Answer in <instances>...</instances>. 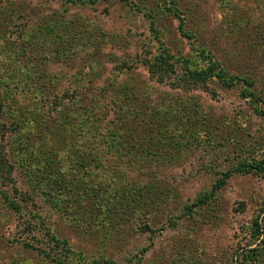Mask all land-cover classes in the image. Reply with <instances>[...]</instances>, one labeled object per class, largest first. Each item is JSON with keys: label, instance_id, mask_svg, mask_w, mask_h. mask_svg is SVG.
<instances>
[{"label": "rangeland", "instance_id": "1", "mask_svg": "<svg viewBox=\"0 0 264 264\" xmlns=\"http://www.w3.org/2000/svg\"><path fill=\"white\" fill-rule=\"evenodd\" d=\"M175 1L100 0L83 7L69 6L66 11L60 0H9L0 4V12L5 11L0 13V62L7 63L9 59L23 62L0 72L7 93L10 92L19 105L15 110L22 111V115H13L20 119V129L22 119L39 120L46 116L25 115L28 110H46L47 101L35 90L43 79L51 83L52 94L56 91L70 93L74 85L84 87L88 77L84 73L90 70L88 59L98 62L99 68L94 63L92 66L99 69L96 77L100 75L101 79H111L115 65L124 62L129 65L133 79L144 86L139 87L148 108L143 115L151 116L150 120L158 125L150 126L158 140V151L169 150L165 155L160 154L161 159L147 165L148 168L138 171L163 187L165 194L161 200L150 193L143 203L133 200L140 184L133 181L135 173L126 169L130 165L124 160L114 162L115 169L94 171L89 177L100 185L102 191L98 193L103 199L101 204H96L97 220L92 225H78L66 218L65 212L59 213L40 199L36 200L49 232L58 239H65L72 251L81 252L80 261L71 256L64 264H87L91 258L99 256L124 264L132 254L126 264H239L241 250L260 244L261 237L253 238L250 231L251 221L256 216L260 229L264 223V216L257 215L264 194V177L258 175L232 174L215 192L214 199L195 207L186 216H175L181 213L184 204H190L207 192L219 172L232 167L242 156L264 151V117L255 114L252 104L240 97L238 86L225 88L211 81L208 86L213 93L201 89L184 93L149 80L142 59L158 55L164 47L174 56L186 58L196 68L205 66L208 61L216 62L232 74L251 77L263 108L264 0ZM173 6L177 8L175 14L169 9ZM8 9L24 13L26 19H16L15 26L5 25L2 21ZM54 19L61 22L56 38L65 42L55 50L58 56L35 41L32 46L39 54L33 55L29 45L31 36L23 43L13 42L19 43L18 47L11 44L18 39L20 27L47 25ZM80 37L81 43L76 41ZM29 68L33 69L28 79ZM66 70L77 74L81 81L74 83L73 75H58ZM40 73L45 77L41 78ZM54 73L59 77L57 81ZM77 92L81 99L83 91ZM105 94L100 101L106 104L119 101L110 97V93ZM178 97L180 103L172 104ZM81 103L83 106L84 101ZM193 108L197 110L193 115L195 127L188 124L192 117L186 121L187 116L182 113ZM150 112L155 115H147ZM103 117L108 121L112 115L108 113ZM7 118L4 116L2 120L10 122ZM32 126L31 121L26 125L27 128ZM118 195L129 203L122 206L121 217L117 216L115 208L112 213L106 212L107 205L113 206ZM138 209H142L139 216L132 214ZM170 219L175 221L174 226ZM144 224L153 232L142 231ZM108 225L109 233H102L101 227ZM17 229L15 217L5 216L0 210V264L14 261L10 253L15 252L11 246L16 243L11 240L17 236ZM37 230L31 243L45 248L49 245V236L45 230ZM263 259L264 249L260 264H264ZM33 263L50 264L40 256H35L30 264Z\"/></svg>", "mask_w": 264, "mask_h": 264}, {"label": "trees", "instance_id": "2", "mask_svg": "<svg viewBox=\"0 0 264 264\" xmlns=\"http://www.w3.org/2000/svg\"><path fill=\"white\" fill-rule=\"evenodd\" d=\"M5 1L9 0H0V4ZM60 1L63 10L66 11L69 6L83 7L84 5H93L100 0ZM171 1L176 2L175 0ZM169 9L174 11V14L177 13L176 6ZM0 13H5V11ZM16 19H26L25 14L8 9L2 22L5 25L15 26ZM31 25L24 29L19 28L18 39L11 41L13 47L19 46V43L13 42L23 43L26 37L31 36L30 46H35L34 41L40 46L44 44L51 52L50 54L58 56L55 50L63 47L62 45L65 43L56 38L61 22L54 19L47 25L41 23H37L35 27ZM1 33L2 28L0 29V40H2ZM50 38L53 39L50 40ZM81 39L82 37L76 41L80 40L81 43ZM78 44L76 42V45ZM33 46L31 53L36 56L39 52H36L37 49ZM69 47L71 48V45ZM66 49L68 48L66 47ZM88 60L90 72L84 73L88 75L84 87L74 85L69 89L70 93L56 91L55 94H52V85L48 80L43 79L38 83V88L36 87L35 90L40 94L41 99L47 101V108L43 112L35 109L28 110L25 115L46 116L44 119L40 117L39 120L35 117L22 119L21 129L20 119L13 118V115H22V111L18 113L15 110L19 106L17 100L10 92L7 93V85L4 86L0 79V210L5 216L15 217L18 228L17 236L11 240L16 243L11 246L15 250L10 253L11 256L14 255L12 264H17V262L30 264L35 256H40L50 264H64L71 256L81 260L80 251L77 253L72 251L65 239H58L57 236L49 232L44 225L42 209L40 208L39 211L36 200L40 199L45 205L59 213L65 212L67 214L65 217L78 225L81 224L85 227L92 225L97 220L96 204L103 202L100 193H98L102 191L100 185L89 180L94 171L104 168L115 169L113 163L124 160L125 164L130 165L126 169L135 173L133 181L140 184L138 190H135L137 193L132 197L133 200L143 203L142 200L149 193L161 200L162 195L165 194L163 187L158 185L157 181H152L147 174L138 172L148 168L147 165L161 159V155H165L169 151H165V149L158 151V140H155L150 129L154 120H150L151 116L143 115L146 114L148 108L143 101L145 94L139 87L144 86L133 79L129 72V65L124 62L115 65V72L111 79H101L100 75L96 77L99 73L98 62L92 59ZM20 61L22 60L9 59L7 63L0 62V72L12 64L23 63ZM92 63L97 65V68L94 65L96 69H93ZM142 63L146 68L149 80L184 93L197 89L213 93L208 86L211 81H216L225 88L238 86L240 97L247 99L252 104L255 114L264 117V107L260 106L261 98L255 89V82L247 75L232 74L213 61H208L205 66L196 68L186 58L176 57L164 47L158 55L149 59L143 58ZM32 69H28V79ZM40 74L41 78L45 77L44 73ZM62 74L73 75L74 83L78 80L81 81V78L74 72L69 73L66 70L65 73L60 72L58 75L62 76ZM54 75V79L57 81L59 77L55 73ZM80 89L83 91L81 99L77 92ZM105 93H110L112 98H119V101L111 102V104L100 101L99 98L105 97ZM82 100L84 101L83 106H81ZM175 102H177L176 104L180 103V98L178 97V100L172 104ZM151 110L153 111V108ZM108 113L112 117L108 121H104L103 115H108ZM182 113L187 116L186 121L188 117H192L188 124L195 127L194 119L196 117L193 115L197 113V110L195 108L186 109ZM147 115L155 114L150 112ZM4 116L11 121L4 122L2 120ZM30 121L33 126L27 128L26 125ZM154 124L157 125L156 122ZM139 162L145 167L139 166ZM248 173L264 177V151L257 155L252 152L251 156H242L232 167L219 172V176L214 180L210 189L199 195L190 204H184L181 207V213L175 217L186 216L195 207H200L214 199L215 192L232 174ZM128 204L127 201L119 198L112 203L113 206L107 205L106 212L112 213V208L113 210L115 208L117 216L121 217L122 206H128ZM113 212L115 213V211ZM141 212L142 209L133 210L132 214L139 216ZM259 214L264 216V194L257 208V215ZM170 224L174 226L175 221L170 219ZM262 225V229H260L257 216L251 221V236L253 238L261 237L260 244L258 247L241 250L238 254L239 264L259 263L261 250L264 249V223ZM109 227V225L101 227L102 233H109ZM37 229L45 230V234L49 236V245L45 248L31 243ZM142 231L153 232L147 224L142 226ZM32 251L34 253H31ZM132 256L134 254L127 258L126 263L131 260ZM100 263L116 264L103 256L91 258L87 264Z\"/></svg>", "mask_w": 264, "mask_h": 264}]
</instances>
